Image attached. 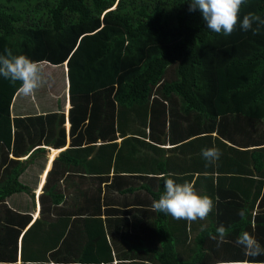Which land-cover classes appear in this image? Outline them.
<instances>
[{"label": "trees", "instance_id": "obj_1", "mask_svg": "<svg viewBox=\"0 0 264 264\" xmlns=\"http://www.w3.org/2000/svg\"><path fill=\"white\" fill-rule=\"evenodd\" d=\"M188 8V0H0V55L65 62L69 98V142L53 157L65 144L64 112L10 115L19 82L0 76V264H264L235 243L247 231L264 247V26L254 35L238 24L225 36ZM249 13L264 19V0H247L241 19ZM165 109L169 122L193 123L173 132L175 153L161 160L152 150ZM42 144L54 146L45 168L53 159L30 221V207L6 197L28 190L19 175ZM211 147L222 153L215 164L201 154ZM70 174L88 186L63 191L60 179L76 184ZM156 174L212 198L208 218L152 211L164 190ZM221 224L229 234L218 246L210 237Z\"/></svg>", "mask_w": 264, "mask_h": 264}, {"label": "clouds", "instance_id": "obj_2", "mask_svg": "<svg viewBox=\"0 0 264 264\" xmlns=\"http://www.w3.org/2000/svg\"><path fill=\"white\" fill-rule=\"evenodd\" d=\"M246 2L247 0H188V10L199 11L207 29L214 33L229 36L239 24L242 30L252 29L253 34L256 35L260 27L264 26V19L251 13L243 15L241 19V6ZM253 24H256V28H253ZM5 53L0 55V76L12 84L19 82L18 91L22 96L34 95L47 83L50 73L45 72L44 66L23 54L14 55L10 49H6ZM64 70L66 72V66ZM201 154L208 164H215L222 155L221 151L215 147L205 148ZM158 179L163 181L164 190L158 199L152 201L151 210L154 212L192 223L207 219L216 206L208 195L199 194L191 182L177 183L164 175ZM238 215L244 219L246 211L240 210ZM201 230H204L203 227ZM215 232L216 235L210 238L215 240L218 246L227 242L228 228L221 224ZM235 243L242 247L247 257L264 256V247L247 231L240 233Z\"/></svg>", "mask_w": 264, "mask_h": 264}, {"label": "crops", "instance_id": "obj_3", "mask_svg": "<svg viewBox=\"0 0 264 264\" xmlns=\"http://www.w3.org/2000/svg\"><path fill=\"white\" fill-rule=\"evenodd\" d=\"M65 67V66H64ZM65 71V70H64ZM65 79H66V82H64V99L66 97V99L64 100V104H66V107H63L65 108V111L62 109V111L64 112V122H63V127H64V124H65V127H64V132H65V144L62 145V146H59V147H54V146H51V145H47V144H42L44 147H45V151L47 152V155L49 152H51V155L54 151V149L52 147H54L55 149H57V151L55 152V154L53 155V157L58 153V151H60L62 148H64L65 146L68 145V142H69V135H68V127H69V121H68V118H67V110H68V107H69V98H68V93H67V78H66V75H65ZM18 92V90L13 94L12 98H11V102H10V115H15V114H18V115H29V114H34V113H43L45 111H36L34 112L33 110H36V106L37 104H39L38 102V99L40 96L37 97V99L35 100H31L29 97H21L20 94L16 95V93ZM51 100V99H49ZM36 103H35V102ZM30 104V105H28ZM58 106V104H57ZM167 107V104L165 106V108ZM59 107H56V108H53V109H49V110H46V111H51V110H57ZM38 110V109H37ZM170 118H169V115H168V112H167V109H165V118H164V123H161L163 124V133H159V139L157 140L159 143L157 142H153L155 143V145L159 146L158 148H156L154 151V149L152 150V152L154 153V155H158L160 156V159L163 160L166 156L168 155H171L173 153H175V146L178 145V142H176V138L174 136L176 135H173V132L175 131H184V133L186 132V130H188L189 128H191V125L193 123V120L192 118L189 116L188 118H185L184 120H182V125L181 123H179L178 125L177 124H174L173 122H169ZM146 124V123H145ZM145 131H147V124L145 125L144 127ZM192 133V132H190ZM190 133L189 136L188 134H185V138L186 139H192L193 142L197 145H200L198 144V140L193 138L194 135H191ZM212 134H214V132H211ZM115 140H120V137L118 136ZM100 142V139H98L96 141V143ZM201 146V145H200ZM43 153V158H42V161L41 163H39L38 167H37V170L36 171H33L31 173V179H33V185L30 186L28 183H26L25 181H23L22 179H20V175H19V180H21L23 183H25L29 188L28 190H23V191H19V192H16L18 193L20 196L18 198L16 197H13V193H11L10 195H8L6 197V202L11 205V206H15L17 203H20V206H23L24 208H28L30 207V216H31V220L32 221L36 216L39 215V206H40V201H39V194L42 193V190H43V184L45 183V179H46V175L48 173V171L50 170V167H51V161L53 159L50 160L49 162V166L47 168L46 167V162L48 160V157H46V154L44 156V152ZM11 156V155H10ZM26 156L25 155H22L20 156L19 158H24ZM38 156V155H37ZM45 157V158H44ZM35 161V158L33 159V161L31 163H34ZM30 163H28L29 165ZM27 165V166H28ZM25 166V168L27 167ZM25 168L23 169V171L25 170ZM154 168L156 169V165H154ZM158 168V167H157ZM22 171V172H23ZM45 171V172H43ZM155 171V170H153ZM21 172V173H22ZM43 172V180L41 182V184L39 183V180H40V174ZM145 173H148L147 170L145 171ZM71 175V174H70ZM84 175H88V174H84ZM144 175H147L146 178H140L138 179V182L136 183H141V181L143 180V182L147 183L149 180V177L150 176H153L154 174H152V172H150L149 174H144ZM161 174H156V176H160ZM72 177V181H75L76 184H72L71 182H65V180L63 179H60V188L63 189V191L65 190V188H63L64 185H66L68 187V190H71L72 188H85L86 186H88L87 184V176H84V177H79L77 174H74V175H71ZM38 189V191H37ZM30 191V193H35L36 192V197H35V200L30 198V200H26V197H25V194L28 193ZM72 193L69 192V194H66L65 198H66V204L68 202H71V197ZM75 202H78V201H75ZM59 205L60 204H64L63 202H58ZM19 240V239H18ZM245 262V261H243Z\"/></svg>", "mask_w": 264, "mask_h": 264}, {"label": "rangeland", "instance_id": "obj_4", "mask_svg": "<svg viewBox=\"0 0 264 264\" xmlns=\"http://www.w3.org/2000/svg\"><path fill=\"white\" fill-rule=\"evenodd\" d=\"M38 63L44 66L45 72L50 73V76L47 79V83H45L41 88H39L34 95L29 97L31 100H35L37 99L38 96H40L38 99L39 104L35 105L36 110L33 111L34 112L46 111L56 107L62 108L65 111V108H63L66 107V104H64V100L66 99V97L64 99V82L66 80L64 66L62 67L61 64L53 65L46 62H38ZM18 94H20L19 91L16 93V95ZM21 97L25 98V96L22 95ZM45 154L47 157V152L44 150V156ZM42 158H43V153H39V155L35 157L34 163H30L20 175V179L28 183L30 186L33 185V179H31V173L37 170V167L39 166L38 164L41 163ZM19 196L20 195L18 193L16 192L13 193V197L18 198ZM25 197L26 200H30V198L35 200L36 192L31 194L29 191L28 193L25 194Z\"/></svg>", "mask_w": 264, "mask_h": 264}, {"label": "bare ground", "instance_id": "obj_5", "mask_svg": "<svg viewBox=\"0 0 264 264\" xmlns=\"http://www.w3.org/2000/svg\"><path fill=\"white\" fill-rule=\"evenodd\" d=\"M48 157V156H47ZM48 161V160H47Z\"/></svg>", "mask_w": 264, "mask_h": 264}]
</instances>
